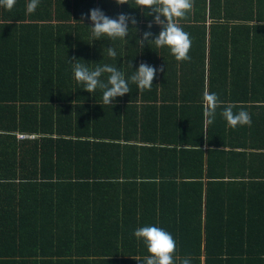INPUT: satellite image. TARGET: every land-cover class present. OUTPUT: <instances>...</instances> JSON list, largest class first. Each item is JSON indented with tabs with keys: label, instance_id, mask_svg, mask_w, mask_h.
Returning a JSON list of instances; mask_svg holds the SVG:
<instances>
[{
	"label": "trees",
	"instance_id": "16d2710c",
	"mask_svg": "<svg viewBox=\"0 0 264 264\" xmlns=\"http://www.w3.org/2000/svg\"><path fill=\"white\" fill-rule=\"evenodd\" d=\"M29 2L0 7V264H145L144 226L173 236L175 264H264V0H194L176 21L187 61L142 43L162 26L135 0ZM93 8L136 24L94 40ZM141 62L151 90L130 81ZM75 63L114 66L131 91L104 105ZM205 92L223 102L212 124ZM228 104L251 126L231 128Z\"/></svg>",
	"mask_w": 264,
	"mask_h": 264
},
{
	"label": "clouds",
	"instance_id": "9594fccd",
	"mask_svg": "<svg viewBox=\"0 0 264 264\" xmlns=\"http://www.w3.org/2000/svg\"><path fill=\"white\" fill-rule=\"evenodd\" d=\"M39 2L40 0H30L26 5V13H34L39 6ZM115 2L118 5L129 4L128 0H115ZM193 2L194 0H135L136 7L151 9L148 15L155 13L154 20L148 24L149 29L152 27V23L162 26V30L153 40H149L153 33L145 31L141 40L142 43L144 44L145 41L153 42L157 48L167 46L177 61L190 60L188 55L191 48L190 36L183 31L176 21L186 17L193 7ZM15 3L16 0H0V7L10 11L15 6ZM89 19L92 22L94 40L105 35L113 40L116 38L123 39L128 35L129 21H131L133 26L136 24L135 17L130 14L121 13L117 18H110L99 8L90 10ZM108 55L115 58L117 54L113 48L109 47ZM157 71V68L141 62L134 74L131 75L130 81L136 84L138 90H151ZM73 73L76 81L82 83L84 85L83 89L89 93L95 92L97 88L102 90L104 105L112 104L116 97L123 96L131 91L129 81L125 79L124 74L111 65L105 64L90 70L84 64L75 63ZM104 73L109 74L106 83L100 79ZM203 100V114L207 118V123L212 124L216 110L223 102L216 93L209 92L204 93ZM235 107L237 105L228 104L222 112V116L228 125L233 129L244 125L251 126L252 119L250 114L243 109L238 113H234L233 108ZM18 133L20 132L15 133L16 137L22 139L18 137ZM22 134L33 135V138L38 137L34 134ZM133 235L136 239L144 241L148 252L151 254L146 258L145 264H175L173 257L176 252V241L163 228L156 226L139 227L134 230ZM180 264H191V262L188 258H184L180 261Z\"/></svg>",
	"mask_w": 264,
	"mask_h": 264
},
{
	"label": "built area",
	"instance_id": "2783aa9c",
	"mask_svg": "<svg viewBox=\"0 0 264 264\" xmlns=\"http://www.w3.org/2000/svg\"><path fill=\"white\" fill-rule=\"evenodd\" d=\"M18 137H19V138H28V137L33 138L34 136H33V135H24V134H22V133H18Z\"/></svg>",
	"mask_w": 264,
	"mask_h": 264
}]
</instances>
